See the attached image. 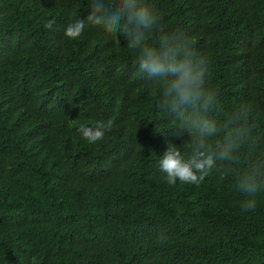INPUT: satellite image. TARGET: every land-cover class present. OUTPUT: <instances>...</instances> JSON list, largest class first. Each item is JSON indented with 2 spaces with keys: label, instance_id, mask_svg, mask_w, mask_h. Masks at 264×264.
<instances>
[{
  "label": "trees",
  "instance_id": "16d2710c",
  "mask_svg": "<svg viewBox=\"0 0 264 264\" xmlns=\"http://www.w3.org/2000/svg\"><path fill=\"white\" fill-rule=\"evenodd\" d=\"M148 2L208 58L224 112L251 108L245 156L264 161V0ZM89 12L90 0H0V264H264V192L244 211L230 178L166 183L159 158L189 137L123 35H64ZM108 120L96 143L78 132Z\"/></svg>",
  "mask_w": 264,
  "mask_h": 264
},
{
  "label": "clouds",
  "instance_id": "9594fccd",
  "mask_svg": "<svg viewBox=\"0 0 264 264\" xmlns=\"http://www.w3.org/2000/svg\"><path fill=\"white\" fill-rule=\"evenodd\" d=\"M86 28L101 29L117 40L124 36L127 48L135 53V72L158 85V111L169 119L178 138L188 135L179 147L168 143L159 158L166 183L199 186L214 173L221 181L231 179L242 210H254L257 195L264 192V161L245 156L252 139V110L241 105L224 112L219 91L207 85L209 60L197 51L194 38L167 31L148 0H90L87 17L69 23L64 35L76 39ZM112 124L108 120L95 127L81 126L78 132L96 143ZM158 240L163 243L166 237L161 234Z\"/></svg>",
  "mask_w": 264,
  "mask_h": 264
}]
</instances>
